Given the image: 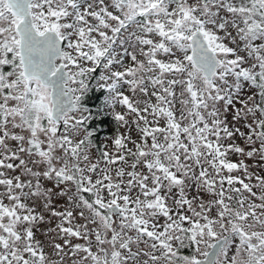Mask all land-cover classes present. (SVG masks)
<instances>
[{
	"label": "snow or ice",
	"instance_id": "6c2138e0",
	"mask_svg": "<svg viewBox=\"0 0 264 264\" xmlns=\"http://www.w3.org/2000/svg\"><path fill=\"white\" fill-rule=\"evenodd\" d=\"M257 170L264 0H0V264H264Z\"/></svg>",
	"mask_w": 264,
	"mask_h": 264
},
{
	"label": "trees",
	"instance_id": "16d2710c",
	"mask_svg": "<svg viewBox=\"0 0 264 264\" xmlns=\"http://www.w3.org/2000/svg\"><path fill=\"white\" fill-rule=\"evenodd\" d=\"M90 95L93 96V97H99L101 95V93H99V92H93ZM86 103H89L90 106H93L94 107L96 104L99 103V101L97 99H91V100H87ZM104 119L106 121H109V123L107 124L106 127H102L101 128V131L98 134V138H99V136L102 137L103 135L110 134V132H112L113 129H114V126L110 122L111 118L110 117H105ZM96 123H99V122H96Z\"/></svg>",
	"mask_w": 264,
	"mask_h": 264
},
{
	"label": "rangeland",
	"instance_id": "374dc122",
	"mask_svg": "<svg viewBox=\"0 0 264 264\" xmlns=\"http://www.w3.org/2000/svg\"><path fill=\"white\" fill-rule=\"evenodd\" d=\"M233 159H235V157H233ZM246 162L249 165L253 164V161L252 160H247ZM257 174L264 175V172H260V171L257 170ZM58 203L60 204L61 207H63V204H64L63 200L58 201Z\"/></svg>",
	"mask_w": 264,
	"mask_h": 264
},
{
	"label": "flooded vegetation",
	"instance_id": "af4514ba",
	"mask_svg": "<svg viewBox=\"0 0 264 264\" xmlns=\"http://www.w3.org/2000/svg\"><path fill=\"white\" fill-rule=\"evenodd\" d=\"M43 230V229H42ZM38 238H40V239H44V237L42 236V235H40V234H38Z\"/></svg>",
	"mask_w": 264,
	"mask_h": 264
}]
</instances>
